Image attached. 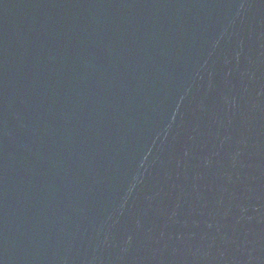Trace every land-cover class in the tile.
Masks as SVG:
<instances>
[{
	"label": "water",
	"instance_id": "95a60500",
	"mask_svg": "<svg viewBox=\"0 0 264 264\" xmlns=\"http://www.w3.org/2000/svg\"><path fill=\"white\" fill-rule=\"evenodd\" d=\"M0 264H264V0H0Z\"/></svg>",
	"mask_w": 264,
	"mask_h": 264
}]
</instances>
